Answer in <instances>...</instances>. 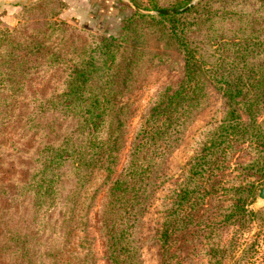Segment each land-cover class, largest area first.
<instances>
[{"label": "trees", "instance_id": "obj_1", "mask_svg": "<svg viewBox=\"0 0 264 264\" xmlns=\"http://www.w3.org/2000/svg\"><path fill=\"white\" fill-rule=\"evenodd\" d=\"M256 1L200 0L175 14L134 13L160 24L162 34L183 55L184 68L180 80L159 89L142 111L118 172L127 128L128 103L122 96L133 76L135 46L123 32L116 38L102 36L87 50L69 55L71 66L62 87L47 103L48 111L59 116L50 124L40 120L43 140L29 175L19 185V196H28L27 211L33 219L27 228L20 223L10 227L9 214L0 206V264H93V242L83 233L101 189L95 224L108 264H142L136 229L156 189L168 181L171 186L163 189L161 202L166 217L187 208L195 211L205 198L220 193L230 200L219 207L228 221L252 215L245 206L258 185L245 178L225 181L223 171L229 152L248 143L255 156L237 163L235 170L264 175V35H259L264 33V0ZM189 2L150 0L145 9ZM3 55L0 70L12 79L4 89L23 90L24 85L14 86L13 77L26 75L25 56ZM208 83L222 93L220 117L202 132L180 173L163 174L162 161L205 105ZM30 126L37 123L30 120ZM170 220H164L159 237L163 250L173 233L189 225L184 219L175 220L177 224ZM211 264L220 261L213 259Z\"/></svg>", "mask_w": 264, "mask_h": 264}, {"label": "rangeland", "instance_id": "obj_2", "mask_svg": "<svg viewBox=\"0 0 264 264\" xmlns=\"http://www.w3.org/2000/svg\"><path fill=\"white\" fill-rule=\"evenodd\" d=\"M130 1L149 10L145 7L149 6L150 0ZM158 1L165 4L172 0ZM199 1L190 0L189 3L195 6ZM135 12L126 0L0 2V53L7 57L11 52L16 55L22 53L27 60L26 75L20 72L13 77L16 80L14 86L24 85L23 90L11 93L4 89L12 79L6 78L0 70V87L3 88L0 102L6 101L0 105V206L9 214L6 219L10 221V227L20 223L27 228V223L33 219H30L31 212L27 211L28 196H19V185L29 175L33 157L43 140L40 120L44 118L50 124L59 116L56 111H48L47 103L62 87L63 78L71 66L69 55L87 50L102 36L116 38L123 32L135 46L133 76L126 94L122 96L128 103L127 128L116 165L117 172L123 166L132 133L144 108L164 85L180 80L184 68L183 55L167 35L162 34L159 23L141 20L134 16ZM155 15L159 14H151ZM205 90V105L187 125L176 148L162 161L163 174L176 177L193 155L202 132L218 121L224 106L222 93L211 83L206 84ZM261 119L262 116L259 117ZM30 120H34L37 126L32 128ZM254 156L248 143L237 144L229 152L225 160L227 167L223 171L225 181H242L245 178L258 185L253 200L245 206L252 213L246 218L242 215L228 221L225 211L219 207L226 206L230 200L221 193L205 198L195 211L187 208L177 216L166 217L161 210V202L166 194L163 189L171 186V182L159 186L136 229L142 264H211L213 259L220 264H264V199L258 197L257 190L264 186V175L251 176L235 170L237 163L248 162ZM102 195L103 189L96 193L83 233L93 242V264H108L95 224ZM166 218L174 224H177L175 220L184 219L189 225L173 233L166 250H163L159 237ZM208 254L213 256L211 262Z\"/></svg>", "mask_w": 264, "mask_h": 264}, {"label": "water", "instance_id": "obj_3", "mask_svg": "<svg viewBox=\"0 0 264 264\" xmlns=\"http://www.w3.org/2000/svg\"><path fill=\"white\" fill-rule=\"evenodd\" d=\"M129 5L137 12L139 13H143V14H147V15H151V14H175V13H179V12H183L188 10L190 7L193 6L194 3H189L188 5L184 6V7H174V8H165V9H159L156 11H149V10H144L140 7H138L137 5H135L134 3H132L130 0H126ZM258 197L261 199H264V186H260L258 187Z\"/></svg>", "mask_w": 264, "mask_h": 264}, {"label": "crops", "instance_id": "obj_4", "mask_svg": "<svg viewBox=\"0 0 264 264\" xmlns=\"http://www.w3.org/2000/svg\"><path fill=\"white\" fill-rule=\"evenodd\" d=\"M1 1H12V0H0V2H1Z\"/></svg>", "mask_w": 264, "mask_h": 264}]
</instances>
